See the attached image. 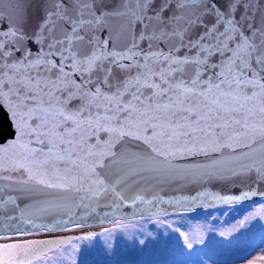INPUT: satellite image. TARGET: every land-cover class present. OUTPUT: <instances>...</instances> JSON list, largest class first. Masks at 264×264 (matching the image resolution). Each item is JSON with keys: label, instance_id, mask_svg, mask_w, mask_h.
<instances>
[{"label": "snow or ice", "instance_id": "obj_1", "mask_svg": "<svg viewBox=\"0 0 264 264\" xmlns=\"http://www.w3.org/2000/svg\"><path fill=\"white\" fill-rule=\"evenodd\" d=\"M0 113V264H76L95 233L40 237L90 218L143 232L116 215L142 182L203 188L185 212L264 196V0H0Z\"/></svg>", "mask_w": 264, "mask_h": 264}, {"label": "rangeland", "instance_id": "obj_2", "mask_svg": "<svg viewBox=\"0 0 264 264\" xmlns=\"http://www.w3.org/2000/svg\"><path fill=\"white\" fill-rule=\"evenodd\" d=\"M260 205L161 218L163 225L153 220L140 221L143 232L137 228L129 235L117 230L110 238V247L108 234L103 233V229L112 225L68 234H96L92 241L77 242L80 251L75 254L76 264H249L264 255V220L253 219L226 237L219 233L237 225ZM169 224L171 227L167 226ZM197 226L204 230L203 242H194L193 248L187 249L180 232L192 238ZM141 239L144 244L139 243Z\"/></svg>", "mask_w": 264, "mask_h": 264}, {"label": "water", "instance_id": "obj_3", "mask_svg": "<svg viewBox=\"0 0 264 264\" xmlns=\"http://www.w3.org/2000/svg\"><path fill=\"white\" fill-rule=\"evenodd\" d=\"M0 124L3 125L4 135L7 136L9 132L8 127V119L7 116L3 113H0ZM209 191L217 192L219 194L225 195H237L239 194V188L229 187L226 184H219V183H212L210 185H205ZM198 191H203V188H197L192 186H180L178 184H171V185H153L150 182H142L139 184L132 185L124 192L125 199L129 202L127 206L121 207L119 211L116 212V215H125L130 218H133V222L137 221H148L150 219H140L138 214L140 211H147L153 207V205H146L143 204L140 200H135L133 204L132 201L135 197L139 196L142 197L144 200H152L153 197H156L157 200L154 204V208L166 213V215L159 216L161 218H168V217H175V216H182V215H191V214H200L206 213L211 211L223 210L228 208L234 207H243V206H250V205H259L264 203V196H256L251 199L245 201H236L232 204H225V203H211L210 198L205 197L204 203L207 204L205 207H196L194 211L185 212L183 211L178 204L176 203L179 200H188L194 196H196ZM261 191H264V186H262ZM111 197H106L102 203H107L110 201ZM171 201V203H169ZM19 203L23 206L26 201L20 200ZM98 211L102 214L104 212H111L113 209L111 208H99ZM51 219V218H49ZM110 222H106L103 225L99 223H92L90 218V223L88 226L84 228H92V227H100V226H110ZM82 228V229H84ZM79 229H70L68 231H59L54 234H49L47 236H41L40 238H65V237H72L77 235L71 236H62V234L76 231Z\"/></svg>", "mask_w": 264, "mask_h": 264}, {"label": "bare ground", "instance_id": "obj_4", "mask_svg": "<svg viewBox=\"0 0 264 264\" xmlns=\"http://www.w3.org/2000/svg\"><path fill=\"white\" fill-rule=\"evenodd\" d=\"M101 227V226H100ZM92 228H95V227H92ZM85 229V228H84ZM82 229H80V230H77V231H72L73 233H81V232H83V231H81ZM80 231V232H79ZM86 231V230H85ZM88 231V230H87ZM72 232H69V233H72ZM71 235H73V234H66V236H71ZM63 236H65V235H63Z\"/></svg>", "mask_w": 264, "mask_h": 264}, {"label": "trees", "instance_id": "obj_5", "mask_svg": "<svg viewBox=\"0 0 264 264\" xmlns=\"http://www.w3.org/2000/svg\"><path fill=\"white\" fill-rule=\"evenodd\" d=\"M201 214V213H200ZM203 216V215H202Z\"/></svg>", "mask_w": 264, "mask_h": 264}]
</instances>
